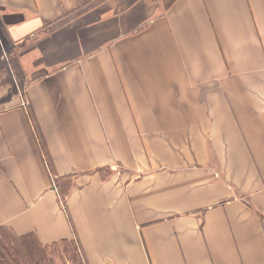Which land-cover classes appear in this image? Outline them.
<instances>
[{
  "label": "crops",
  "instance_id": "crops-1",
  "mask_svg": "<svg viewBox=\"0 0 264 264\" xmlns=\"http://www.w3.org/2000/svg\"><path fill=\"white\" fill-rule=\"evenodd\" d=\"M0 25V226L76 264H264V0H0Z\"/></svg>",
  "mask_w": 264,
  "mask_h": 264
},
{
  "label": "trees",
  "instance_id": "trees-1",
  "mask_svg": "<svg viewBox=\"0 0 264 264\" xmlns=\"http://www.w3.org/2000/svg\"><path fill=\"white\" fill-rule=\"evenodd\" d=\"M9 52L8 63L13 69L20 88H23L27 79L25 70L18 54H14L11 50ZM30 116L34 122L31 113ZM67 193V190H62L60 195L66 211L69 212ZM5 254L16 264H55L47 252V246H44L34 233L15 235L7 227L0 226V264H10Z\"/></svg>",
  "mask_w": 264,
  "mask_h": 264
},
{
  "label": "rangeland",
  "instance_id": "rangeland-1",
  "mask_svg": "<svg viewBox=\"0 0 264 264\" xmlns=\"http://www.w3.org/2000/svg\"><path fill=\"white\" fill-rule=\"evenodd\" d=\"M165 1L167 4L170 0H165ZM2 30H3V28L0 25V31H2ZM38 38H40V35H37L35 37V39H38ZM4 40H7V37L5 35H4ZM74 248H75V250H73ZM68 251H70L69 254H67L66 252H62V251H58L54 254V260H55L56 264H76L78 261H80L79 260V258H80L79 250H78V252H76L78 255V258H77V256L74 255L76 259L73 262L70 259V255L73 254L74 251H77V247L75 244L74 245L70 244V246L68 247ZM65 253L67 254L66 256H65Z\"/></svg>",
  "mask_w": 264,
  "mask_h": 264
}]
</instances>
